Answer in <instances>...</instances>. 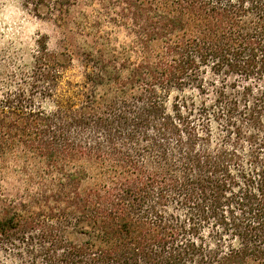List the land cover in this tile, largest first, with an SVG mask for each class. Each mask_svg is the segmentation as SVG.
Wrapping results in <instances>:
<instances>
[{
	"label": "trees",
	"instance_id": "1",
	"mask_svg": "<svg viewBox=\"0 0 264 264\" xmlns=\"http://www.w3.org/2000/svg\"><path fill=\"white\" fill-rule=\"evenodd\" d=\"M75 1L0 79V264H264V0Z\"/></svg>",
	"mask_w": 264,
	"mask_h": 264
},
{
	"label": "rangeland",
	"instance_id": "2",
	"mask_svg": "<svg viewBox=\"0 0 264 264\" xmlns=\"http://www.w3.org/2000/svg\"><path fill=\"white\" fill-rule=\"evenodd\" d=\"M61 0H47L36 7L34 3H27L26 0H0V79H7V76L18 70L29 66L33 62V56L38 49V41L45 36L51 49H58L68 36L75 44H82L78 38L75 28V20L80 19L81 14L76 6L75 0H62L69 4L70 11L66 13L69 25L62 26L60 17H55V12L49 9V4ZM87 13L91 19L95 18V11L90 0H82ZM33 2V1H32ZM104 33L111 36L116 45L123 44V29L115 28V25L103 20ZM175 96H186L201 100L195 90L188 89L184 93L174 92ZM208 101L211 100L209 97Z\"/></svg>",
	"mask_w": 264,
	"mask_h": 264
}]
</instances>
